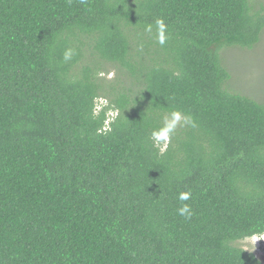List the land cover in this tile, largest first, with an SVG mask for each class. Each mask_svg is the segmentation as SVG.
I'll return each mask as SVG.
<instances>
[{"label": "trees", "instance_id": "1", "mask_svg": "<svg viewBox=\"0 0 264 264\" xmlns=\"http://www.w3.org/2000/svg\"><path fill=\"white\" fill-rule=\"evenodd\" d=\"M263 28L251 0H0V264H262L264 102L219 50Z\"/></svg>", "mask_w": 264, "mask_h": 264}, {"label": "rangeland", "instance_id": "2", "mask_svg": "<svg viewBox=\"0 0 264 264\" xmlns=\"http://www.w3.org/2000/svg\"><path fill=\"white\" fill-rule=\"evenodd\" d=\"M251 2L254 5L259 2L264 4V0H251ZM219 57L222 66L230 74V78L226 82H229L227 85L228 90H231L232 93L248 96L258 102H264V28L260 34L259 41L252 48L224 46L219 50ZM106 68L107 70L102 76L106 80H112L115 70L109 63L106 64ZM103 105H106V100H97L96 110H99ZM114 114L112 111L108 113V116L112 118ZM157 142L161 144L162 149H165L169 140H157ZM237 243L247 250H255L256 244H264V240L262 242L259 237H256V239L253 237ZM258 257L264 264V257Z\"/></svg>", "mask_w": 264, "mask_h": 264}, {"label": "clouds", "instance_id": "3", "mask_svg": "<svg viewBox=\"0 0 264 264\" xmlns=\"http://www.w3.org/2000/svg\"><path fill=\"white\" fill-rule=\"evenodd\" d=\"M158 28H159V37L158 42L163 45L166 41V37L164 35V25L160 22H158ZM76 54V50L74 48H66L63 52V60L69 61L72 59V57ZM191 117L190 116H184L182 117L181 113L179 111H173L170 116L164 118V126L161 128L158 132L154 131L152 133V137L157 140H169L171 135L175 133V130L178 126H184L185 124H191ZM190 192L183 191L178 194V200L180 201H187L190 198ZM177 212L180 216L185 217V219H189L192 215V209L188 204H182L178 209ZM256 239V237H259L262 242L264 240V233L262 234H256L249 238ZM256 247L260 248L263 251V254H259L256 250ZM254 252V254L258 257H264V244L263 243H257L255 246V250H251ZM257 253V254H256ZM259 258V257H258Z\"/></svg>", "mask_w": 264, "mask_h": 264}, {"label": "built area", "instance_id": "4", "mask_svg": "<svg viewBox=\"0 0 264 264\" xmlns=\"http://www.w3.org/2000/svg\"><path fill=\"white\" fill-rule=\"evenodd\" d=\"M256 250L258 251L259 254H263V251L260 248L256 247Z\"/></svg>", "mask_w": 264, "mask_h": 264}]
</instances>
